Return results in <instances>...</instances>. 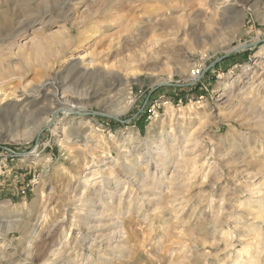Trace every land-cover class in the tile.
I'll return each instance as SVG.
<instances>
[{
    "label": "rangeland",
    "instance_id": "1",
    "mask_svg": "<svg viewBox=\"0 0 264 264\" xmlns=\"http://www.w3.org/2000/svg\"><path fill=\"white\" fill-rule=\"evenodd\" d=\"M223 1L0 0V264H264V0Z\"/></svg>",
    "mask_w": 264,
    "mask_h": 264
},
{
    "label": "bare ground",
    "instance_id": "2",
    "mask_svg": "<svg viewBox=\"0 0 264 264\" xmlns=\"http://www.w3.org/2000/svg\"><path fill=\"white\" fill-rule=\"evenodd\" d=\"M223 2H224V1H223ZM226 2H228V0H226L224 3H226ZM230 4H231V7H232V5H233L232 2H230ZM225 6H227V5H225ZM227 7H228V6H227ZM231 7H230V8H231ZM228 8H229V7H228ZM28 10H29V9H28ZM23 26H24V25H23ZM70 65H71V64H70ZM70 65H69V67H70ZM81 70H82V69H78V72L81 71ZM120 82H121V81H120ZM46 84H47V83H46ZM46 84H44V85L41 87V89H40L41 91L44 92V90L46 89V88H45V87H46ZM50 89H51V88H50ZM59 90H60V86L54 85V90H53L54 93H55V96H54V97H56V99H57L58 101L61 100V97H59V96L57 95V93L59 92ZM38 93H39V92H38ZM40 94H41V93H40ZM43 94H44V93H43ZM22 95H23L24 98L27 97L26 99H30V98H31V96H30V98H28V96H27L28 93H26V92L23 93ZM36 95H37V97H38V96H42V95H39V94H36ZM66 97H67V96H66ZM123 98H124V99H127V98L129 99L130 96H129V95H126V96H124ZM52 100H53V99H52ZM66 101H67V99H66ZM130 101H131V100H130ZM61 102H62V101H61ZM120 102H121V101H120ZM16 103H17V102H16ZM65 104H67V103H65V101H64V104L61 103V106H59V107H62V105H65ZM26 105H27V104H26ZM124 106H125V105H124ZM126 106H128V104H126ZM59 107L53 108V109L51 110V114H50V116L45 118V121H44L45 123L47 122V123H50V124H51V123L53 122V120H55V116L57 117V112H58V110L60 109ZM67 108H68V107H67ZM67 108H62V109H64V112H67V111H68ZM70 109H71V108H70ZM44 122L41 123V126L43 125ZM55 123H57V120L54 121L53 125H54ZM41 126H40V127H41ZM54 126H55V125H54ZM40 127H39V128H40ZM67 128H68V127H67ZM67 128L64 126V129H67Z\"/></svg>",
    "mask_w": 264,
    "mask_h": 264
}]
</instances>
